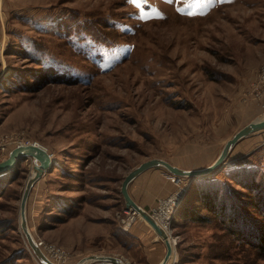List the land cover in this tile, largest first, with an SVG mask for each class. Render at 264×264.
Instances as JSON below:
<instances>
[{"label":"rangeland","instance_id":"obj_1","mask_svg":"<svg viewBox=\"0 0 264 264\" xmlns=\"http://www.w3.org/2000/svg\"><path fill=\"white\" fill-rule=\"evenodd\" d=\"M263 66L264 0H0V161L29 141L54 159L28 198L36 241L62 245L74 263L77 250L127 255L125 176L151 158L211 165L264 117L254 89ZM240 163H264V130L242 138L217 172L229 190H242L225 174ZM12 170L0 264H43L20 217L34 162ZM170 173L175 187L151 215L187 187L177 210L192 185ZM166 232L176 249L167 264H264V252L230 241L216 219L183 224L174 214Z\"/></svg>","mask_w":264,"mask_h":264},{"label":"trees","instance_id":"obj_2","mask_svg":"<svg viewBox=\"0 0 264 264\" xmlns=\"http://www.w3.org/2000/svg\"><path fill=\"white\" fill-rule=\"evenodd\" d=\"M263 166L264 163H240L227 168L225 174L238 181L242 190H229V185L219 178L217 173L194 180L176 211L177 219L183 224L209 223L211 219H216L223 228L224 236L230 241L245 242L258 252H264ZM10 175H13V170L0 174V196L4 192L2 190L1 193V188H6V180ZM236 194H240L241 198H237ZM256 212L261 216H254ZM1 223L7 222L0 221V226ZM214 257L220 256L214 253Z\"/></svg>","mask_w":264,"mask_h":264},{"label":"water","instance_id":"obj_3","mask_svg":"<svg viewBox=\"0 0 264 264\" xmlns=\"http://www.w3.org/2000/svg\"><path fill=\"white\" fill-rule=\"evenodd\" d=\"M264 130V117L258 118L249 122L239 131H237L232 138H230L217 159L209 166L200 169H184L177 165H174L170 161L164 158H151L148 159L135 168H133L122 181L121 192L125 198L126 208L128 210H136L156 232L164 239L167 246V251L163 259L159 264H167L172 256L176 254L175 246L169 237L166 230L159 224V222L151 215V213L138 204L131 196L129 192V186L140 174L144 171L157 167L163 166L167 168L173 174L179 176H188L192 180L210 177L220 171L227 164V157L229 156L233 147L244 137L251 135L252 133ZM31 158L34 162V172L29 176L26 183L25 190L21 198L20 206V217L21 227L26 235L31 247L43 264H56L51 261L37 244L36 239L30 232L27 220V204L31 189L34 183L44 174L45 171L49 170L54 163V159L46 148L43 146H36L32 144H18L11 149L8 157L0 161V174L11 171L15 168L16 164L23 159ZM97 260L112 261L116 264H127L122 257L112 254H90L82 257L77 263L73 264H90Z\"/></svg>","mask_w":264,"mask_h":264},{"label":"crops","instance_id":"obj_4","mask_svg":"<svg viewBox=\"0 0 264 264\" xmlns=\"http://www.w3.org/2000/svg\"><path fill=\"white\" fill-rule=\"evenodd\" d=\"M172 174L169 171L153 168L138 177L129 186L132 198L146 210H150L156 199L174 188ZM129 245L127 255L122 257L128 264H159L166 254L164 239L143 218H138L126 233ZM77 258L90 254H112L101 251L77 250ZM123 255V254H121ZM120 255V256H121Z\"/></svg>","mask_w":264,"mask_h":264},{"label":"built area","instance_id":"obj_5","mask_svg":"<svg viewBox=\"0 0 264 264\" xmlns=\"http://www.w3.org/2000/svg\"><path fill=\"white\" fill-rule=\"evenodd\" d=\"M254 89L257 90L259 94H264V66L262 67L256 82L254 84ZM38 142H28L27 144H35ZM39 144V143H38ZM40 145V144H39ZM41 146V145H40ZM183 191V193H182ZM187 187L182 188L173 195L169 196L164 202L160 203V206L154 210L153 217L159 222V224L166 230L171 229L173 215L176 214L177 210H174L182 201L183 195L186 193ZM175 211V212H174ZM141 218L140 214L134 210L130 209L128 212V217L125 219L123 227L125 230H129L134 222ZM40 248L43 250L45 255L56 264H73V253L67 250L62 245L56 243L44 242L42 240L37 241ZM41 264V263H40ZM90 264H116L112 261L97 260Z\"/></svg>","mask_w":264,"mask_h":264},{"label":"bare ground","instance_id":"obj_6","mask_svg":"<svg viewBox=\"0 0 264 264\" xmlns=\"http://www.w3.org/2000/svg\"><path fill=\"white\" fill-rule=\"evenodd\" d=\"M33 145V144H32ZM34 145H36V146H40L38 143H35ZM41 147V146H40ZM141 216V215H140ZM141 218H143L142 216H141ZM144 219V218H143ZM37 242V241H36ZM38 243V242H37ZM175 255V254H174ZM173 255V256H174ZM177 258V255H176V257H175V259ZM175 259H173V260H175Z\"/></svg>","mask_w":264,"mask_h":264},{"label":"snow or ice","instance_id":"obj_7","mask_svg":"<svg viewBox=\"0 0 264 264\" xmlns=\"http://www.w3.org/2000/svg\"><path fill=\"white\" fill-rule=\"evenodd\" d=\"M132 3H137V0H132ZM190 15H191V13H190Z\"/></svg>","mask_w":264,"mask_h":264}]
</instances>
